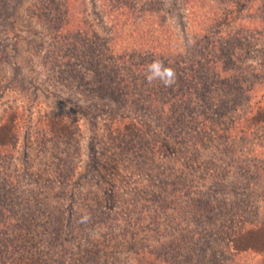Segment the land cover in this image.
Segmentation results:
<instances>
[{
  "label": "rangeland",
  "instance_id": "1",
  "mask_svg": "<svg viewBox=\"0 0 264 264\" xmlns=\"http://www.w3.org/2000/svg\"><path fill=\"white\" fill-rule=\"evenodd\" d=\"M156 1L157 5L161 3L159 8L187 62L181 66H186L199 48L187 0H112L111 14H116L115 10L142 14L156 8L152 5ZM207 1L219 16L225 13L226 18L211 28L213 40L229 46L235 37L241 40L240 59L233 60L240 62V77L244 79L240 89L232 90L238 95V102L231 106L239 115L242 108L248 109L253 93H264V0H231V7L230 0ZM119 3L124 6L119 8ZM197 10L204 11L199 7ZM107 11L109 7L103 0H0V115L16 116V144L11 155L0 157V186L9 192L2 207L17 214L29 205L43 202L61 217L63 224H75L74 220L88 216V210L97 207L114 212L110 219L113 226H120L128 220L132 210L127 207L137 199L136 193L157 190L174 197L183 186L170 182L182 173L192 188L190 196H197L192 230L199 237L214 235V231L240 219L248 224L264 222V128L235 139L230 151L224 153L225 140L221 138L200 144L199 137L191 132L193 123L184 129L171 125L167 128L165 120L159 122L156 113L149 111V104H143V97L140 102H133L140 106L129 100L117 102L114 97L95 98L90 85L86 86L91 74L85 64L72 59L79 65L74 69L66 60L54 57L59 51L82 53L89 48L90 52L101 53V58L110 64L106 69L111 70L110 76L112 71L122 72L131 80V65L116 59L120 46L115 34L118 29L113 31ZM227 35V39L221 38ZM107 45L113 47V57L106 52ZM172 88L166 87V92ZM57 115L64 116L63 123H70L71 136L67 141L47 123ZM131 120L135 126L145 125V141L163 151L153 155L140 153L133 148L131 139L114 133L116 126L111 121ZM197 152L214 161L213 173L209 166L198 168ZM219 165L227 167L226 176L215 171ZM139 206L133 211L136 216L140 215ZM63 234L70 233L65 230ZM245 256L242 264H264L261 256L251 252ZM232 259L225 254L216 260L217 264H230Z\"/></svg>",
  "mask_w": 264,
  "mask_h": 264
},
{
  "label": "trees",
  "instance_id": "2",
  "mask_svg": "<svg viewBox=\"0 0 264 264\" xmlns=\"http://www.w3.org/2000/svg\"><path fill=\"white\" fill-rule=\"evenodd\" d=\"M111 3L112 0H103V4L109 7L107 12L113 31L115 27L118 29L115 34L118 35L120 52L116 59L119 63L131 65V80L122 72L112 71L113 75L110 76L111 70L106 71L110 64L101 58L102 54L98 51L90 52L86 48L78 53L77 50L67 49L54 54V57L66 60L74 69L79 65L73 63L72 59L80 65L85 64V69L91 74L86 86L90 85L89 91L95 98L106 100L114 97L117 102L129 100L140 106V103L133 102H140L143 97V104H149V111L156 113L159 122L165 120L167 128L171 125L184 129L193 123L191 132L199 137L197 140L200 144L223 139L224 153L230 151L231 142L235 139L264 128V93H253L248 109L242 108L239 115H235L236 110L231 107L238 102V95L232 90L235 87L240 89L244 79L240 77L243 70L240 62L233 60L240 59L238 50L241 40L235 37L230 46L225 42L218 44L210 31L216 21L226 19L225 13L219 16L207 0L186 1L199 48H196L198 53L191 62L181 66L187 62L180 55L175 34L160 9L161 3H152L156 8L151 7L142 14L136 10H115L114 15L111 14ZM119 4V8L124 6L123 3ZM228 4L234 6L231 0ZM198 7L204 11L199 12ZM228 36L221 38L227 39ZM201 46H204L202 50ZM112 48L107 45L105 49L113 57ZM154 59H161L166 66L176 70L177 80L169 92L160 82L149 84L145 79L148 65ZM134 81L149 88H138ZM143 91L148 93L144 94ZM63 117L57 115L48 119L47 123L61 132L62 139L67 141L71 136V126L62 122ZM15 120L13 113L0 115V157L3 154L11 155L14 149ZM111 122L116 126L114 133L131 139L133 148L140 153L153 155L163 151L161 147L145 141V125L135 126L136 122L132 120L130 123ZM197 153L198 168L203 170L209 166L213 173L211 164L215 165L214 161L206 160L205 155ZM186 156L188 158L190 155ZM216 168L221 177L228 174L227 167L219 165ZM203 174L207 175L206 172ZM0 183H3L1 179ZM170 184H180L183 188L178 189L179 193L174 197L168 194L164 196L157 190L136 193L135 204L132 202L127 207L132 210L128 220L120 226H113L110 218L114 212L98 210L97 207L88 210L87 222L74 220L75 224H63L61 217L43 202L27 205L25 210L16 214L14 210L2 207L7 203L9 192L0 186V264H217V256L225 254L234 258L228 261L230 264H242L248 252L264 258V222L248 224L240 219L236 224L214 231V235L209 233L203 238L199 237L192 230L197 196H190L192 188L182 173ZM138 200H141L140 203ZM142 202L145 203L139 206ZM138 206L141 207L138 211L140 215L136 216L133 211ZM65 230L70 234H63Z\"/></svg>",
  "mask_w": 264,
  "mask_h": 264
},
{
  "label": "clouds",
  "instance_id": "3",
  "mask_svg": "<svg viewBox=\"0 0 264 264\" xmlns=\"http://www.w3.org/2000/svg\"><path fill=\"white\" fill-rule=\"evenodd\" d=\"M149 84L160 82L164 87H172L177 80V73L174 67L166 66L161 59H154L148 65L147 74L145 77ZM88 216H84L81 222H87Z\"/></svg>",
  "mask_w": 264,
  "mask_h": 264
}]
</instances>
